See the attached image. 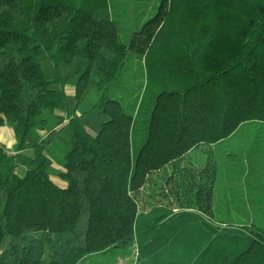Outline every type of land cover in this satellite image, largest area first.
Segmentation results:
<instances>
[{
	"label": "trees",
	"instance_id": "obj_1",
	"mask_svg": "<svg viewBox=\"0 0 264 264\" xmlns=\"http://www.w3.org/2000/svg\"><path fill=\"white\" fill-rule=\"evenodd\" d=\"M129 51L143 75L123 99L110 86ZM74 57L85 60L74 106L96 90L105 114L94 132L54 112L66 106L58 65ZM250 119L264 120V0H0V122L17 150L27 134L37 147L17 172L0 145V264H81L124 247L129 264H264L263 228L214 212L211 168L190 178L176 163ZM65 127L60 186L46 149ZM166 165L173 208L140 201Z\"/></svg>",
	"mask_w": 264,
	"mask_h": 264
},
{
	"label": "rangeland",
	"instance_id": "obj_2",
	"mask_svg": "<svg viewBox=\"0 0 264 264\" xmlns=\"http://www.w3.org/2000/svg\"><path fill=\"white\" fill-rule=\"evenodd\" d=\"M131 53L133 52L127 53L121 70L116 74L110 86L111 94L121 95L123 99L131 95L130 91L143 75L139 69L141 66L139 56ZM37 60L43 75L50 77L54 71L51 61L45 55H40ZM84 62L83 58L74 57L68 63H59V72L65 79L54 85L63 88L66 106L54 112L81 114L80 121L83 126L94 132L105 118V114L93 106L99 93L91 90L76 106L73 103V86L77 77V69ZM68 135L69 129L65 127L55 136L46 149L50 160L56 161L60 158L63 149L67 146ZM31 150L32 148L27 147L23 150V154L32 156L34 153ZM187 159L190 162L186 163ZM176 163L189 167H184V174L175 170V176L179 173V176L187 175L193 178L197 174L196 168L200 165H206L207 169L211 168L213 178L211 205L214 212L217 214L219 210H228L229 215H223V220L253 223L264 230V120H245L230 135L222 139L192 146ZM7 167L8 163H3L0 169L6 170ZM51 168L50 166L52 173L54 169ZM169 172V165L161 170L152 171L143 187L140 201H148L149 204H163L164 207L173 208L174 192L168 189L172 185V179L170 178L169 182H167L169 177L165 179V175ZM200 182L207 183V176L204 175ZM131 249L132 247H124L114 251L90 253L82 259L81 264H129L133 257Z\"/></svg>",
	"mask_w": 264,
	"mask_h": 264
},
{
	"label": "crops",
	"instance_id": "obj_3",
	"mask_svg": "<svg viewBox=\"0 0 264 264\" xmlns=\"http://www.w3.org/2000/svg\"><path fill=\"white\" fill-rule=\"evenodd\" d=\"M74 87V86H73ZM15 136L14 133L11 129V127L5 123V122H0V145H2L5 150L8 153H16V155L14 156V161L17 163L15 170H17V172H21L23 170L24 167V161L26 156L28 155H24L23 154V150L27 147L32 148V152L34 154H36L37 152V147L33 144H31V139L28 135V137L26 138V142H28V145L22 149L17 150L15 147ZM33 154V155H34ZM49 165L54 169L53 172L50 174L51 178L60 186H64L65 185V180H62L61 178H58L56 176L57 170L61 169V166L54 160H50L49 159ZM51 168V169H52ZM21 170V171H20Z\"/></svg>",
	"mask_w": 264,
	"mask_h": 264
}]
</instances>
